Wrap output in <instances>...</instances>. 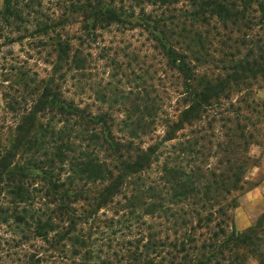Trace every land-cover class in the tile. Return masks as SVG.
<instances>
[{
    "label": "rangeland",
    "instance_id": "374dc122",
    "mask_svg": "<svg viewBox=\"0 0 264 264\" xmlns=\"http://www.w3.org/2000/svg\"><path fill=\"white\" fill-rule=\"evenodd\" d=\"M114 1L133 10L130 25L103 27L90 21L95 30L87 33L81 15L71 12L73 4L82 5L84 0H11L23 20L11 21L9 27L2 20L6 0H0V153L11 149L23 113L35 108L52 81L60 85L64 99L93 114H106L116 136L134 132L141 135L145 148L157 145L160 149L151 170L140 179L129 180L128 198L133 194L137 201L120 198L119 205L102 210L96 221L80 226L78 239L56 237L55 228L41 231L48 234L43 236L34 224L37 219L46 222L53 208L44 199L43 170L54 159L51 142L63 131V124L60 117L41 113L35 135L45 146L18 157V165L31 168V184L38 191L32 193L33 206L27 214L22 213L26 204L14 212L19 206L15 197L8 191L0 195V208L9 211L0 216V264H134L135 257L137 264H166V253L155 257L154 252L161 249L152 247L151 236L171 252L168 244L176 228L170 216L174 211H184L179 223L189 222L191 218L183 216L189 204L224 200L235 206L229 213L237 232H245L264 216V78L252 81L250 87H234L228 99L205 114L201 123L180 132L177 140L163 142L167 123L187 106L186 87L154 41L153 23L147 26L148 20L161 19L169 45L189 56L199 80L206 83L229 66L227 47L234 46L242 56L255 47L262 35L255 6L247 14L248 25H238L231 34L217 21L210 26L191 24L185 18L190 9L183 0ZM58 43L70 45V56L75 57L61 67L57 66ZM86 155L102 159L105 153L97 146L86 149L76 142L65 157L67 165L74 159L80 166L63 178L75 179L91 195L100 183L82 174ZM231 159L241 168L242 190L227 195L222 188V193H216L215 183L226 182L231 174ZM213 174L221 178L214 179ZM193 188L199 196L186 192ZM131 205L142 217L138 225L124 218ZM153 205L170 211L153 213ZM17 214L28 225L18 221ZM164 257L167 260L162 262ZM246 264L258 263L248 257Z\"/></svg>",
    "mask_w": 264,
    "mask_h": 264
},
{
    "label": "trees",
    "instance_id": "16d2710c",
    "mask_svg": "<svg viewBox=\"0 0 264 264\" xmlns=\"http://www.w3.org/2000/svg\"><path fill=\"white\" fill-rule=\"evenodd\" d=\"M183 1L190 9L185 18L191 24L210 26L212 22L217 21L226 32L231 34L233 28L238 25L243 24L244 27L248 25L247 14L255 6V11L259 13L258 24L262 35L254 43L255 47L245 56H242L240 50L234 49V46L227 47L230 52L225 57L228 58L229 66L223 70V74L202 83L189 56L179 53L175 47L169 45L164 22L161 19L147 21L150 22L147 24L149 28L153 23L150 29L153 31L154 41L158 43L169 65L182 75L186 87L187 106L177 118L167 123L163 142L175 141L180 132L192 128L196 123H201L205 114L219 106L221 100L228 99V93L234 87H250L252 81L264 78V0ZM5 4L6 9L2 15L5 26L9 27L11 21L23 20L20 10L12 6L11 0H6ZM71 12L72 15H81L86 23L84 31L87 33L95 30L94 25L90 28V21L103 27L130 25L134 13L131 8L117 5L114 0H84L82 5L73 4ZM227 41L231 42L232 38L229 37ZM236 44L238 43L235 42ZM57 46L60 53L57 59L58 67L64 63L68 64L75 58L70 56L72 51L70 45L58 43ZM58 72L59 68L56 69V73ZM61 79L62 77L58 78L56 82ZM53 84L54 81L44 89L30 113H23L11 149L0 153V195L8 191V194L18 201L19 206L14 212L21 208L20 205L26 204L22 213L27 214V209L33 206L32 193L38 191L31 184L33 181L31 168L18 165V157L21 153H31L45 146L35 135L37 119L41 113L48 111L49 114L60 117L59 123L63 124V131L51 142L55 156L43 170L45 177L42 180L45 184L44 199L53 208L48 211L50 215L46 222L37 219L34 226L38 232L53 231L55 228V231L58 230L55 232L56 237L77 238L80 226L96 221L102 210L115 204L119 205L120 198L126 201L130 199L129 202L132 203L137 201V197L133 194L128 198L132 185L129 180L140 179L151 170L153 163L159 158L160 149L157 145L145 148L141 135L134 132H130L127 136H116L113 122L106 114H93L74 101L64 99L60 85ZM67 128V132H64ZM78 141L85 144L86 149L97 146L105 153L102 159L88 155L83 158L82 174L87 176V179H93L92 182L100 183V187L91 195L85 187H78L75 179L70 176L63 178L66 174L75 173L72 171L80 166L73 163L74 159L67 165V157H65L67 153L73 152ZM228 163L231 164V174L226 182L215 183L216 193H220L222 188L227 195L242 190L241 168L235 167L237 165L235 160H228ZM201 177L204 178V175ZM213 177L221 178L216 174H213ZM43 190L39 193H43ZM186 192H189V195H200L196 192V188ZM223 202L224 200L212 199L189 204L188 213L183 215L191 218L189 222L183 220L179 223L178 220L182 219L180 213L184 211L177 210L175 213L173 210L170 219L174 220L173 226L176 230L173 233L174 240L168 244L171 252L165 250L164 244L159 246L155 242L156 236H151V241H154L152 247L155 250L158 247L161 249L158 253L154 252L155 257L159 258L161 254L166 253L168 258L166 264H246L248 257L255 258L258 264H264V216L245 232H237L229 213L235 206ZM127 209H130L128 215L124 217L127 218V222L133 224L135 221L136 225L140 224L142 217L136 215L135 207L131 205ZM151 210L153 213L164 210L168 212L170 208L153 205ZM8 212L0 208V216ZM16 219L28 225L25 217L20 214L16 215ZM185 228L186 231L181 232ZM41 233L43 236L48 235ZM85 244L83 240L81 245L85 247ZM166 257L162 258V262L167 260ZM133 262L137 264L138 258L135 257Z\"/></svg>",
    "mask_w": 264,
    "mask_h": 264
}]
</instances>
